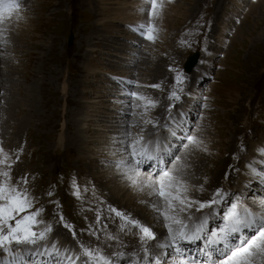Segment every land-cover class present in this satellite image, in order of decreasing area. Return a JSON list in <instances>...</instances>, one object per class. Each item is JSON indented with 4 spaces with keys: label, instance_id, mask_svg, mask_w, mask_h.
<instances>
[{
    "label": "rangeland",
    "instance_id": "obj_1",
    "mask_svg": "<svg viewBox=\"0 0 264 264\" xmlns=\"http://www.w3.org/2000/svg\"><path fill=\"white\" fill-rule=\"evenodd\" d=\"M98 1L20 0V9L12 18L5 13L0 22V144L11 156L12 182L27 177L35 207L43 208L38 219L52 227L44 243L49 249L56 243L61 250L65 247L71 250L73 259L79 256L75 264H84L86 259L81 245L100 249L114 261L112 254L116 252L143 253L139 229L126 224L111 209L123 212L155 233L166 230L162 218L155 217L153 208V205L161 206L159 198L146 192H130L127 186L119 190L117 201H113L109 198L111 194L104 193L96 180L108 172L126 178V170L120 174L121 161L128 159V144L140 134L145 140L148 134H159V139L167 144L163 150L179 156L175 166L189 185L191 198L207 201L216 189L222 188L239 197L252 211H261L264 0H199L196 3L177 0L182 4L181 11L185 8L186 13L171 18L170 28L156 25L151 0H141L144 4L139 10L143 16L139 21L130 26L113 19L119 25L114 30L111 22L105 21L106 16L97 11L102 7H93ZM106 1V7L112 11L119 7L121 0ZM218 3L223 9L218 10ZM149 24L156 29L155 47L150 46L153 41L142 35L145 30L142 26ZM195 52L199 53L198 62L192 72H187L185 63ZM170 68L184 73L183 85H176L175 73ZM203 72L205 76L201 75ZM215 82L233 87V98L222 93L217 95L212 90ZM156 84L161 87H151ZM32 87L36 98L31 101L27 90ZM174 90L178 92V100L170 98ZM132 92L137 97L156 101V106L145 110L146 101L131 97ZM80 103L91 107L86 120L88 110L76 114ZM121 105L125 122L114 128L115 118L111 113L117 112ZM146 120L155 122V126L146 124ZM68 123L78 129L82 143L79 140L74 144V136L71 142L65 140ZM169 129L176 130L178 135L191 129L202 144L199 148L194 145L180 148V140L172 137ZM126 131L131 132L130 137L125 135ZM108 140L117 148L114 153L106 148ZM192 152H197L199 158ZM186 153L191 155L187 160ZM194 168L196 177L188 175ZM147 171L148 166L140 169L143 174ZM241 178L245 180L240 186L237 183ZM247 179H251L249 188L245 187ZM226 207L227 202L218 210L220 214L209 221V231L223 226ZM122 224H125L123 230ZM155 243L148 241L147 246ZM199 243L202 246L203 242ZM196 250L191 249L197 254ZM15 251L24 253L20 258L25 264H39L41 260L44 264H67L62 252L59 258L49 260L46 256L29 257L23 247ZM6 255L0 252V261H7ZM119 264H135V260L126 254ZM201 264H205L204 258Z\"/></svg>",
    "mask_w": 264,
    "mask_h": 264
},
{
    "label": "snow or ice",
    "instance_id": "obj_2",
    "mask_svg": "<svg viewBox=\"0 0 264 264\" xmlns=\"http://www.w3.org/2000/svg\"><path fill=\"white\" fill-rule=\"evenodd\" d=\"M156 7L157 0H151L153 15ZM19 9L20 0H0V22L3 21L5 13L11 19L13 13ZM142 27L145 29L142 35L154 42L157 39L154 25ZM170 71L175 73L176 85H183L186 79L184 73L171 68ZM151 87L160 88L161 85L156 84ZM129 95L137 97L135 92ZM137 98L146 101L145 110L157 104L156 101L145 96ZM170 98L178 100V92L172 91ZM170 109L171 105L169 112ZM145 123H152L155 126V122L150 120H146ZM165 127L167 128L168 125L166 124ZM169 132L172 137L180 140V148L187 149L189 145L199 148L202 144L191 129L187 133L181 131L179 135L176 130L169 129ZM125 135L130 137L131 132L126 131ZM149 144H155L154 150H149ZM126 150L128 159L121 161L127 167L126 178L137 190L144 191L147 188L150 196L159 198L161 206L153 205V208L157 216L162 218L166 228V236L162 240H157L156 234L150 227L131 219L119 210L111 209L122 221L137 227L141 232L139 239L141 250L144 252L143 264H201V258H204L205 264H264V199L259 202L261 211L258 213L244 205L239 197L226 193L222 188L216 189L210 200L193 199L189 196V185L182 179V173L175 166L179 156L168 150L162 151L159 137L156 141H146L140 134L138 139L131 140ZM204 151L207 149L205 148ZM10 160L11 156L0 144V252L12 257V260L0 261V264H14L17 256L24 255L15 251L21 247L33 259L37 256L59 258L61 249L56 243L52 244L51 249L44 243L52 232V227L45 224L42 219H38L43 208L35 207V198L31 196L27 187L26 176L16 183L12 182V165L6 163ZM144 166H148V171L142 175L140 169ZM200 190L203 191L202 186ZM75 194L78 196V191ZM225 202L227 207L223 210V226L215 231H209V221L220 214L218 210ZM97 219L99 221V217ZM64 226L68 227L67 224ZM124 227L125 224H122L121 229L123 230ZM110 238L114 239V237ZM148 241L156 242L157 251H150L147 246ZM196 241L203 243L196 250L198 255L193 256L185 245ZM80 247L86 258L84 264H119L120 260L125 259V254L122 252L112 254L116 258L114 261L100 249L93 250L83 245ZM63 251L67 264H75L76 260H79L78 255L73 259L71 250L63 249ZM214 253L216 259H213ZM134 260L135 264H140L138 256H134ZM19 264L25 262L20 260ZM39 264H44V261L41 260Z\"/></svg>",
    "mask_w": 264,
    "mask_h": 264
},
{
    "label": "bare ground",
    "instance_id": "obj_3",
    "mask_svg": "<svg viewBox=\"0 0 264 264\" xmlns=\"http://www.w3.org/2000/svg\"><path fill=\"white\" fill-rule=\"evenodd\" d=\"M189 1H191V2H198L199 0H189ZM231 1H233V2H235L236 0H231ZM99 3L96 5V4H94L93 5V7L95 8V9H97V8H101L102 7V9L100 10H97L98 12H99V14L100 15H103V16H106V19H105V21H109V22H111V24L110 25H112V26H114L113 27V30L116 28V29H118V27L117 26H119L118 24L117 25H115L116 23H114V21H113V19H120L122 22H125V24L127 23L128 25H130L131 26V24L132 23H137L138 21H139V19L141 18V15H142V12H140V10H139V8L144 4V2L142 3L141 2V0H133L132 2H130V1H128V0H121L120 1V5H119V7H117V8H114L112 11H110V9H108L109 7H106L107 6V1L106 0H99L98 1ZM109 2V1H108ZM118 2V1H117ZM149 2H150V0H149ZM160 4H159V6H158V3H157V9H156V12H155V14L152 16V19H153V22H156V25L157 24H160V25H162V26H164V27H166V28H170V24L172 23V21H170L171 20V18H175V16L176 15H178V14H180L181 13V15L182 14H184V13H186L185 12V8L181 11V7H182V4H180V3H177V0H161V2H159ZM147 4V3H146ZM221 3H218V10H220L219 8H221V9H223V6L222 5H220ZM101 5H103V6H101ZM133 5H136V8H131ZM110 6V5H109ZM254 6V5H253ZM111 7V6H110ZM147 7V6H146ZM160 8V9H159ZM218 10H217V12H218ZM254 10V9H253ZM108 11H109V13H108ZM158 12V13H157ZM144 14H146L145 12H144ZM150 14V13H149ZM219 15H221V14H219ZM143 16V15H142ZM147 16V15H146ZM149 16V15H148ZM219 17V16H218ZM105 18V17H104ZM148 17H146V19H147ZM186 18V17H185ZM142 20V19H141ZM144 24V23H143ZM153 24H155V23H153ZM127 25V26H128ZM133 25V24H132ZM225 26V25H224ZM224 26H220V28H222L223 30H224ZM107 27H109V26H107ZM161 27V26H160ZM226 27V26H225ZM138 29V28H137ZM137 29H135V30H137ZM226 29V28H225ZM222 31V30H221ZM148 40V39H147ZM149 41V40H148ZM149 42H151V41H149ZM148 42V43H149ZM154 44H156L155 42H151L150 43V46H154L155 47V45ZM109 46H111V45H109ZM150 49V48H149ZM113 50V49H112ZM133 63H134V61H133ZM205 68H207V69H209V66H206ZM199 71H200V68L199 69H197V71H196V73H199ZM205 73L206 72H203V73H201V75H203L204 74V76H205ZM143 76V75H142ZM141 76V77H142ZM198 77H200V75L198 76ZM200 79V78H199ZM197 82H199V81H197ZM34 86V85H33ZM36 86V85H35ZM212 90L218 95V93H222V94H224L225 96H227V97H231V98H233V96H234V89H233V87H228V86H222V85H219L218 83H214L213 85H212ZM66 88V87H65ZM27 95H28V97L30 98V100L32 101V100H34L36 97H35V92H34V87H32L30 90H27ZM28 98V99H29ZM150 99V98H149ZM118 105V104H117ZM120 105V104H119ZM94 107V110L96 111V112H99V114L101 115V113H102V115H103V112H101L99 109H97V107L96 106H93ZM125 107V106H124ZM87 107H86V105L85 104H82V103H80V105H79V111L78 112H76V114L78 115V114H80V113H82V112H84V111H86V110H88V111H86V113H85V120H86V118H88L89 117V111H90V109H91V107L90 106H88V108L86 109ZM116 108V107H115ZM124 108H123V105H121L119 108H118V111L117 112H114V113H111V115H113V117L115 118V125H114V128L115 127H120L121 125H123L124 124V122H125V115H124V110H123ZM94 111V112H95ZM91 112V111H90ZM73 114V116H72V118H74V113H72ZM99 115V116H100ZM82 116H83V114H82ZM67 118V117H66ZM114 122H113V124H114ZM68 130H67V132L68 133H66L65 132V134H66V139L65 140H67V142H71V137L72 136H74V139H72V141H75V143L74 144H78L79 143V140L81 141V143H82V140L78 137V129L76 128V127H72L69 123L67 124V127H66ZM70 129V130H69ZM72 129H73V131H72ZM81 130V129H80ZM83 130V129H82ZM114 130V129H113ZM112 131V130H111ZM104 132V131H103ZM108 132V131H107ZM116 130H115V134H116ZM81 133V132H80ZM109 133V132H108ZM170 133V132H169ZM98 134V133H97ZM104 134V133H103ZM106 134V133H105ZM109 134H111V133H109ZM168 134V133H167ZM75 135H77V136H75ZM62 137H64V134L63 135H61ZM112 136V135H111ZM119 136V135H118ZM122 136H124L123 134H122ZM121 136V137H122ZM117 136L115 135L114 137H112V140L114 139V138H116ZM120 137V138H121ZM157 137H159V134H157L156 135V133H154L152 136L150 135V134H148L147 135V137H146V141L147 140H152V141H156V139H157ZM65 138V137H64ZM109 139V138H108ZM118 139V138H117ZM64 140V141H65ZM77 140V141H76ZM100 140V139H99ZM120 142H123V140L122 139H120ZM159 143H160V148H161V150H163V149H165L166 147H167V144H166V142L164 141V140H162V139H159ZM118 144V143H117ZM108 147H106V148H110V152L112 153L113 152V150L114 149H117V148H115V146H114V143L113 142H110L109 140H108ZM148 148H149V150L151 151V150H154V148H155V144H149L148 145ZM190 148V147H189ZM5 149V148H4ZM108 150V149H107ZM119 150V149H118ZM122 150V149H121ZM192 151V150H191ZM195 151V150H194ZM118 152V151H117ZM109 153V152H108ZM114 153V152H113ZM194 155H195V157H196V159L197 158H199L198 157V153L197 152H192ZM87 157V156H86ZM191 157V155L189 154V153H186V156L184 157L186 160L188 159V158H190ZM88 161L89 160H91L90 159V157L89 158H86ZM125 159V158H124ZM123 159V160H124ZM185 160V161H186ZM197 162L198 163H201V161H199V159L197 160ZM7 163V162H6ZM8 163H9V161H8ZM185 163V162H184ZM117 164V163H116ZM263 164H264V161H263ZM15 167V166H14ZM116 167V166H115ZM196 167H197V169L198 168H200V164H196ZM121 170H120V174H122V172L121 171H125V172H127V167H126V165L125 164H122L121 163ZM106 169V167L104 168V170ZM113 170V169H112ZM17 171V170H16ZM101 171V170H100ZM252 171V170H251ZM186 172V171H185ZM185 172H184V174H185ZM197 172V170H195V168H194V171H189L188 172V175H193V176H195L194 174ZM105 173V172H104ZM115 172H108V173H105L104 175H103V177H101V178H99V179H96L97 181H99L100 182V184H101V188H102V190L104 191V193L106 192V191H108L109 192V194H111V197H109L110 198V200H113V201H117V199H116V196L119 194V190H123L125 187H127V186H129V190H130V192H132V191H134V192H146V194H148V189L147 188H145V190L144 191H139V190H137V188L136 187H134V186H132L131 185V183H130V181L127 179V178H125V177H123V176H116V174H114ZM141 174H143V173H141ZM247 174H249V173H247ZM187 175V174H186ZM251 175V174H250ZM119 177V178H118ZM196 177V176H195ZM97 178V177H96ZM17 179V178H16ZM117 179V180H116ZM252 180L254 179L255 180V178H251ZM251 179H247L248 180V182H247V184L245 185V187H248L249 188V186H250V180ZM244 180L245 179H243V178H241L239 181H238V185H240V184H244ZM246 180V181H247ZM257 180V179H256ZM259 180H264V179H261V177H260V179ZM255 182V181H254ZM128 184H130V185H128ZM253 184V183H252ZM112 187V189L111 188H109V187ZM241 186V185H240ZM240 186L238 187L239 188V190H240ZM121 192V191H120ZM135 194V193H134ZM143 194V193H142ZM135 197V196H134ZM145 198H147L146 196H145ZM149 198V197H148ZM93 199V198H92ZM145 200V199H144ZM256 205V204H255ZM195 211V210H194ZM253 212H260V210H257V211H253ZM153 216H154V214H153ZM157 216V213H156V211H155V217ZM217 216V215H216ZM130 217V216H129ZM214 219L212 218L210 221L212 222ZM159 221V220H158ZM158 223H160V222H158ZM210 224H208V229L210 228ZM128 228V227H127ZM132 228V227H131ZM154 233H155V230H152ZM126 232V231H125ZM163 233H165V235L163 234ZM156 234V236H157V238L159 239V240H162V238L163 237H165L166 236V230L165 231H163L161 234H160V232L158 231L157 233H155ZM53 238V237H52ZM58 240H59V238H58ZM65 244V243H64ZM199 245H200V243H199V241L197 242V243H193V244H188V245H185L187 248H188V250H189V252H191V254H193V255H195V256H197V254L195 253V251H191V249H197L198 247H199ZM60 246V245H59ZM70 246V245H69ZM61 247H65V246H61ZM66 248V247H65ZM64 248V249H65ZM72 248V247H71ZM149 249H150V251H152V252H155V251H157V249H156V247H155V245H152L151 247H149ZM60 252H62V253H64V251L63 250H61ZM108 252V251H107ZM110 252V251H109ZM61 254V253H60ZM125 255L127 254L128 256H131V257H133L134 258V256H138L139 258H142V257H144V252L143 253H141V254H130L129 252L128 253H124ZM214 256H213V258H217V256H216V254L214 253L213 254ZM10 256L9 255H6V257L5 258H7V261H9V258ZM47 257V256H46ZM12 258V257H11ZM49 258V260H50V257H48ZM179 258V257H178ZM3 260H4V258H3ZM17 260H21V258H20V256H17L16 257V260L15 261H17ZM5 261V260H4Z\"/></svg>",
    "mask_w": 264,
    "mask_h": 264
},
{
    "label": "water",
    "instance_id": "obj_4",
    "mask_svg": "<svg viewBox=\"0 0 264 264\" xmlns=\"http://www.w3.org/2000/svg\"><path fill=\"white\" fill-rule=\"evenodd\" d=\"M198 59H199L198 52L191 54L185 63V70L187 72H192V70L194 69L195 65L198 62Z\"/></svg>",
    "mask_w": 264,
    "mask_h": 264
}]
</instances>
